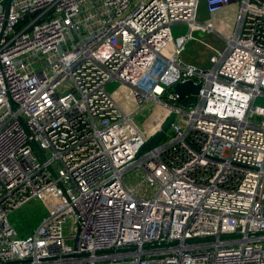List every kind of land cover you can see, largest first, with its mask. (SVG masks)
<instances>
[{"label":"built area","instance_id":"2783aa9c","mask_svg":"<svg viewBox=\"0 0 264 264\" xmlns=\"http://www.w3.org/2000/svg\"><path fill=\"white\" fill-rule=\"evenodd\" d=\"M199 2L0 0V264H264V0H205L234 9L206 68L181 57L215 30ZM186 80L200 88L182 106L170 89ZM157 104L142 131L132 116ZM39 198L19 235L8 216Z\"/></svg>","mask_w":264,"mask_h":264},{"label":"rangeland","instance_id":"374dc122","mask_svg":"<svg viewBox=\"0 0 264 264\" xmlns=\"http://www.w3.org/2000/svg\"><path fill=\"white\" fill-rule=\"evenodd\" d=\"M199 11L206 10L205 0H200ZM199 20V15L197 16ZM173 37L186 33L188 30L187 23H174L171 26ZM194 35L196 33H193ZM218 36V37H217ZM200 40H204L207 43L216 46L217 49L222 50L225 46V42L222 37L214 32L203 34L200 36ZM188 43V42H187ZM185 44L183 52L181 53L182 60L184 61H194L198 62L202 68H206L211 65L209 62L210 56L212 55L213 49L209 53L207 46H203L199 40L189 41ZM198 59V60H197ZM202 59V62L199 60ZM106 89L111 92L112 97L119 102L121 108L126 113L132 112L134 109V101L130 93V88L126 85H122L117 81H111L106 85ZM254 104L264 107V97L258 96L254 100ZM166 107L160 104L154 105L144 109L140 114L132 116V121L136 126H138L142 131L147 132L148 130L155 129L162 121L166 114ZM169 133V128L166 130L165 135ZM164 135V136H165ZM167 138V136L165 137ZM135 175L136 179L132 181V176ZM140 173L138 169L135 171H130L125 174V180L130 183V185H135L140 180ZM141 188H137L138 192H141ZM44 214L43 199H33L22 206L20 209L14 211L8 216V219L14 229L19 235L26 234L30 232L35 226L38 225Z\"/></svg>","mask_w":264,"mask_h":264},{"label":"water","instance_id":"95a60500","mask_svg":"<svg viewBox=\"0 0 264 264\" xmlns=\"http://www.w3.org/2000/svg\"><path fill=\"white\" fill-rule=\"evenodd\" d=\"M200 88V84H194L190 80L175 84L170 91L177 95V100L182 106H188L195 103L196 93ZM174 118V113H171L162 123L160 129L149 139V141L141 148L145 151L154 147L163 137V133L168 129Z\"/></svg>","mask_w":264,"mask_h":264},{"label":"crops","instance_id":"0c3cea01","mask_svg":"<svg viewBox=\"0 0 264 264\" xmlns=\"http://www.w3.org/2000/svg\"><path fill=\"white\" fill-rule=\"evenodd\" d=\"M199 5H200V3H199ZM198 11H199V6H198L197 14H196V21L197 22H205L207 24H211L215 28V30H213V31L194 30L192 32V36H193L194 39H192V40H194V41L199 40V42L201 44L203 43L202 44L203 46H205V47L207 46V50H208L207 53H209L210 50H212L213 48H216V46H213L212 44L207 43L204 40H200L199 39V38H201L200 36H203V34L210 33V32H214L215 34H218L217 31H219V30H222V31L226 30L227 27L225 25V22H226V20L228 21V20L232 19L233 15H234V13H233L234 12V9L232 10L231 8H229L227 11H225L223 13H218L215 16L208 15V13L206 12V10H200V13H198ZM198 15H199V20H197V18H198L197 16ZM193 33H196V34L194 35ZM192 40H189V41H192ZM189 41H188V43H189ZM187 62L188 63H193V64H195V65H197L199 67H201V65H203V64H200L198 62H194V61L192 62L191 60L190 61H187ZM199 62H202V59L199 60Z\"/></svg>","mask_w":264,"mask_h":264},{"label":"bare ground","instance_id":"6f19581e","mask_svg":"<svg viewBox=\"0 0 264 264\" xmlns=\"http://www.w3.org/2000/svg\"><path fill=\"white\" fill-rule=\"evenodd\" d=\"M229 23V22H228ZM224 32V34L226 35V34H229L230 33V27H228L226 30H224L223 31Z\"/></svg>","mask_w":264,"mask_h":264}]
</instances>
